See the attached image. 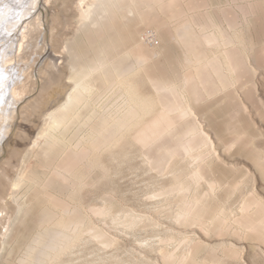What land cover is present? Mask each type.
I'll use <instances>...</instances> for the list:
<instances>
[{
	"label": "rangeland",
	"instance_id": "1",
	"mask_svg": "<svg viewBox=\"0 0 264 264\" xmlns=\"http://www.w3.org/2000/svg\"><path fill=\"white\" fill-rule=\"evenodd\" d=\"M50 1L39 11L56 23L35 66L54 61L59 80L43 85L46 68L35 74L6 127L0 264H33L48 228L69 237L42 264H264V0H126L132 13L117 9L87 31L80 0L64 11ZM104 52L106 68L91 75L47 162L40 133L74 88L71 62ZM212 60L224 70L204 86ZM156 84L170 85L186 113L167 109ZM104 126L114 128L106 142ZM22 169L40 177L15 195ZM45 210L54 218L41 225ZM75 214L81 223L69 230Z\"/></svg>",
	"mask_w": 264,
	"mask_h": 264
},
{
	"label": "bare ground",
	"instance_id": "2",
	"mask_svg": "<svg viewBox=\"0 0 264 264\" xmlns=\"http://www.w3.org/2000/svg\"><path fill=\"white\" fill-rule=\"evenodd\" d=\"M41 1H43L42 4L46 6V2L50 0H0V152L5 144L6 136L9 133H7L6 127L11 126V123L14 121L12 118L15 107L19 104L18 100H20V97L24 94L30 93L34 85L35 74L38 75L46 68L47 71H44L47 73L45 74L43 85H48V83L52 81L59 80V71L54 61L51 60L49 64L45 63L43 67L39 65L37 68L35 66L38 62V56L44 55L50 44L46 29L49 28V30L52 31L53 24L56 23L55 17H52L51 23L46 20L47 18L45 19L43 17L41 10L39 11V8L42 6L40 5ZM125 2L126 0H80L79 4L82 13L80 17V29L87 31L91 29L92 25H97L98 28H100L104 24H107L108 20L114 17L117 9L126 7ZM55 3L59 5L61 8L60 10L64 11L63 8H65L67 0H55ZM126 8L128 13L133 12L132 8ZM40 9H42V7ZM203 37L208 45L218 42L214 34H204ZM74 39L76 40V38ZM74 39L66 41L65 46L68 49L73 46L75 42ZM90 59L87 60L89 63H87V61L84 63L78 59H74V61L71 62L72 74L70 78L75 84L74 88L70 92L66 102L57 109V111L48 114L46 123L42 128L40 136L45 139L42 152L47 162L56 158L55 151L58 145L57 142L59 141L56 132L69 129L74 124L73 115L76 109L84 102L85 93L88 92L90 86L93 84L91 75L100 68H106L108 64L107 52H104L103 56H100V58L96 57ZM132 67L133 64L131 63L125 64L120 68L119 72L120 74H124ZM223 70L219 61L217 62L216 60H212L209 64L204 65L199 73L203 85L208 86L211 84L213 77L215 75H218V77L221 76ZM38 82L39 81H37V83ZM11 85H13V87H10ZM98 85L101 90H105L106 85L104 82H98ZM156 85L159 91L165 96V106L167 109L181 110L183 114L186 113V109L176 102L175 90L170 85ZM109 89L108 86V90ZM10 90L11 93L9 95ZM132 113L133 110L130 111V114ZM102 121L104 122V118H102ZM118 124L124 125V119H119ZM191 130L192 129H190V131ZM113 135L114 128L104 126L102 135L104 142ZM188 135H191L190 132H187L185 138H187ZM193 144L194 141L191 138L183 141L182 146L188 151V148ZM39 177L40 176H37V172L33 169L29 172H24L22 169L12 183L14 187L13 193L16 195L19 192L18 190L26 186L29 182L37 183ZM51 178L55 179V176ZM48 181H50V179ZM6 185L8 186V184ZM7 188L9 187H6V190ZM1 190L2 187H0V198L3 196ZM53 218L54 215L45 210L40 213L38 221L41 225H45L51 222ZM80 223L81 221L77 219L76 215L68 224L69 230H76ZM46 230H50L49 236L45 240L40 241V244L36 247L33 264H42L45 258H47L52 251L58 249L69 237L63 230L56 228H48Z\"/></svg>",
	"mask_w": 264,
	"mask_h": 264
},
{
	"label": "built area",
	"instance_id": "3",
	"mask_svg": "<svg viewBox=\"0 0 264 264\" xmlns=\"http://www.w3.org/2000/svg\"><path fill=\"white\" fill-rule=\"evenodd\" d=\"M145 40L151 44H158V40H157V37H155L153 34H146L145 35Z\"/></svg>",
	"mask_w": 264,
	"mask_h": 264
}]
</instances>
